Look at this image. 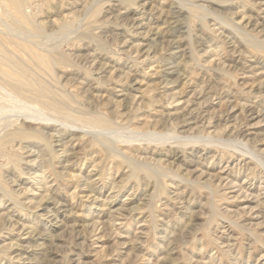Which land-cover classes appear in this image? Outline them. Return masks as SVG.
Wrapping results in <instances>:
<instances>
[{"label": "rangeland", "instance_id": "1", "mask_svg": "<svg viewBox=\"0 0 264 264\" xmlns=\"http://www.w3.org/2000/svg\"><path fill=\"white\" fill-rule=\"evenodd\" d=\"M263 157L264 0H0V264H264Z\"/></svg>", "mask_w": 264, "mask_h": 264}, {"label": "bare ground", "instance_id": "2", "mask_svg": "<svg viewBox=\"0 0 264 264\" xmlns=\"http://www.w3.org/2000/svg\"><path fill=\"white\" fill-rule=\"evenodd\" d=\"M10 2V4L13 6V8L15 9V11L17 13H21L22 11V0H8ZM219 3V2H218ZM94 6V5H93ZM92 6V7H93ZM182 9V8H181ZM182 17V16H181ZM117 33V32H116ZM125 33V32H124ZM164 33V32H163ZM171 34V33H170ZM118 35V34H117ZM164 35V34H163ZM164 40V39H163ZM179 43V42H178ZM135 52V51H134ZM156 55V54H155ZM36 58L40 61V63L42 65H44L47 69H51L52 67V62L50 60V58L46 57L45 55H42V54H35ZM140 59V58H139ZM84 61V60H83ZM71 74V73H70ZM15 83L13 84L14 88L17 89L23 85H29L32 89H33V92L34 93H38V94H43V93H49L50 90L42 83V82H35L33 81L32 79H30V76L29 74L27 73H24L22 72L21 74H18L16 73L15 74ZM42 81V80H41ZM63 102V101H62ZM62 102H50V101H47L46 103H43V105H47L57 111H63L65 109L64 107V104L65 103H62ZM67 103V102H66ZM66 105V104H65ZM42 115V114H41ZM66 116V115H65ZM89 116V115H88ZM14 118V117H13ZM39 118V117H38ZM95 122L98 124V125H101L104 126V127H108L107 125L109 124V122L107 123V120L106 119H101V118H96L94 119ZM11 121V120H10ZM66 123V121H64ZM68 122V121H67ZM115 122V121H114ZM64 123V124H65ZM68 124V123H66ZM110 125V124H109ZM33 126V125H32ZM89 126V125H88ZM81 127V126H79ZM114 128V127H113ZM116 129V128H115ZM81 130V129H80ZM108 130V129H107ZM110 130V128H109ZM119 130V129H118ZM113 131V130H112ZM89 133V131H88ZM106 133V132H105ZM111 133V132H109ZM118 133V132H117ZM121 133V132H120ZM124 133V132H123ZM30 134L33 136V137H40L39 136V132L38 131H34V132H26V131H19L17 132V135H21L22 137H29ZM110 135V134H109ZM113 135V133L111 134ZM117 135V134H116ZM99 136V135H98ZM102 139V138H101ZM111 139V138H110ZM116 140V139H115ZM105 142V141H104ZM109 142V141H108ZM46 144V143H45ZM107 144V143H106ZM108 145V144H107ZM113 145V144H111ZM114 146H115V143H114ZM146 148V147H145ZM115 150H117V148H115ZM121 152V151H120ZM116 153V152H115ZM252 154V153H251ZM121 155V154H120ZM153 159V158H152ZM264 159V157H263ZM159 161V160H158ZM133 162V161H132ZM156 162V161H155ZM147 164V163H146ZM143 165V163H142ZM147 167V165H145ZM158 166V165H157ZM141 167V166H140ZM137 168V167H136ZM162 168V167H161ZM161 174V173H160ZM159 176V175H158ZM168 176V175H167ZM112 214V213H111ZM113 215V214H112ZM172 232V231H171Z\"/></svg>", "mask_w": 264, "mask_h": 264}]
</instances>
